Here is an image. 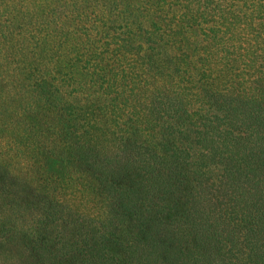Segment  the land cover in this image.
Wrapping results in <instances>:
<instances>
[{
	"label": "rangeland",
	"instance_id": "1",
	"mask_svg": "<svg viewBox=\"0 0 264 264\" xmlns=\"http://www.w3.org/2000/svg\"><path fill=\"white\" fill-rule=\"evenodd\" d=\"M243 14L254 22L256 12L242 5L227 30H196L205 61L130 62L124 75L113 59L98 67L110 68L97 83L102 96L72 111L70 131L63 123L62 133L51 132L54 154L44 170L29 172L0 132V264H64L70 249L93 264L99 249L85 238L103 239L131 215L145 219L142 205L171 206L186 170L193 182L178 203L189 205L188 218L177 239L173 223L161 238L146 232L143 264L172 256L162 243L170 240L179 255L181 243L197 241L193 264L212 262L210 250L219 249L229 264H264V30L242 23ZM25 189L36 192L29 201ZM64 224L79 247L64 246ZM124 254L117 264H140L134 250Z\"/></svg>",
	"mask_w": 264,
	"mask_h": 264
},
{
	"label": "trees",
	"instance_id": "2",
	"mask_svg": "<svg viewBox=\"0 0 264 264\" xmlns=\"http://www.w3.org/2000/svg\"><path fill=\"white\" fill-rule=\"evenodd\" d=\"M242 5L256 12L254 22L243 14L242 23L264 30V0H0V132H8L14 144L8 146L17 148L29 172L41 167L44 170L46 159L54 154V142L47 147L55 137L51 132L62 133L63 123L64 133L70 131L75 123L69 117L72 111L90 106L93 99L102 96L97 83L105 80L110 68L99 72L98 67L113 59L123 65L124 75L123 69L130 62L156 67L175 64L178 59L205 61L207 56L197 53L205 38L196 30H227ZM96 49L98 54L93 53ZM62 113L64 122L59 121ZM84 144L91 146L90 142ZM186 172L177 181L179 191L172 197L171 206L155 208L160 209L157 212L142 205L140 212L145 219L131 215L129 221L103 234V239L99 234L85 238L99 249L93 257L91 254V262L111 259L117 264L124 253L134 250L139 256L132 259L143 264L146 232L161 238L167 224H174L171 235L177 239L190 211L189 205L178 203L193 182ZM108 181L113 185L123 180ZM33 190L25 189L26 201L36 194ZM74 231L64 224V246L75 243L79 247ZM170 242L162 243L167 250L173 248L172 256H164L159 264H193L198 259L193 248L197 241L194 245L181 243L180 255L178 249L174 251L176 244ZM72 252L65 251L64 264H82ZM211 256H215L212 262L202 264H229L220 249L214 253L210 250L208 258Z\"/></svg>",
	"mask_w": 264,
	"mask_h": 264
}]
</instances>
